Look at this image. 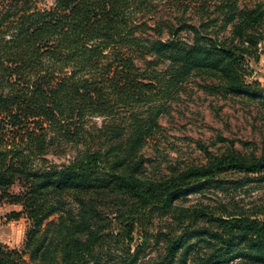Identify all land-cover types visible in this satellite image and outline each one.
Instances as JSON below:
<instances>
[{"label": "trees", "instance_id": "16d2710c", "mask_svg": "<svg viewBox=\"0 0 264 264\" xmlns=\"http://www.w3.org/2000/svg\"><path fill=\"white\" fill-rule=\"evenodd\" d=\"M263 55L264 0H0V206L31 223L30 261L0 245V264H264V200L181 204L229 172L264 184V150L163 174L145 153L192 79L264 111ZM64 146L73 158L49 162Z\"/></svg>", "mask_w": 264, "mask_h": 264}, {"label": "rangeland", "instance_id": "374dc122", "mask_svg": "<svg viewBox=\"0 0 264 264\" xmlns=\"http://www.w3.org/2000/svg\"><path fill=\"white\" fill-rule=\"evenodd\" d=\"M54 2L55 0H37V7L47 10ZM164 4L161 3L157 10L156 15L160 14L159 17L165 15L162 8ZM193 11L186 12L185 17L190 18V23L197 21ZM223 35L227 34L224 32ZM181 36L187 38L186 31H183ZM135 62L138 67L144 68L141 60L136 59ZM253 68L255 72L250 80L264 87V55L261 56L260 63ZM102 122L103 118H93L91 125L101 127ZM159 122L163 136L155 141L156 143L151 142L145 149L149 160L146 163L149 174H163L175 165L203 164L206 162L205 151L216 153L220 149L233 146L244 154L260 156L264 150V111L238 97L205 93L198 79H192L178 92ZM74 155L75 151L71 146H64L51 150L46 158L54 165H59L67 163ZM243 177V174L233 172L220 175V184L188 195L181 200V204H215L234 198L239 200L241 205L249 206L252 202L264 200V184L253 183L234 188L231 182ZM17 190L15 188L14 192ZM13 213H20L19 218L12 216ZM21 213L22 208L19 206H0V245L17 251L24 259L30 261L25 246L31 223ZM58 216L53 215L46 225L57 220Z\"/></svg>", "mask_w": 264, "mask_h": 264}]
</instances>
